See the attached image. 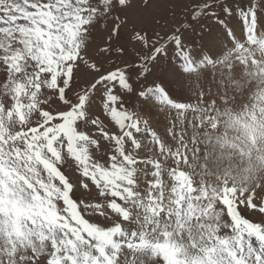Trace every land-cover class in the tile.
Masks as SVG:
<instances>
[{"label":"snow or ice","instance_id":"obj_1","mask_svg":"<svg viewBox=\"0 0 264 264\" xmlns=\"http://www.w3.org/2000/svg\"><path fill=\"white\" fill-rule=\"evenodd\" d=\"M153 7L0 0V264H264V0H196L188 23L155 39ZM201 17L220 34L190 50ZM129 45L131 62L104 66ZM169 46L179 64L135 89ZM202 75L214 92H171ZM133 92L174 113L164 134L125 106Z\"/></svg>","mask_w":264,"mask_h":264},{"label":"rangeland","instance_id":"obj_2","mask_svg":"<svg viewBox=\"0 0 264 264\" xmlns=\"http://www.w3.org/2000/svg\"><path fill=\"white\" fill-rule=\"evenodd\" d=\"M137 2V0H134ZM196 0H153L154 7L149 9L145 14L148 23L145 25L148 29V34L150 37L155 39L153 36V30L159 32L163 37L165 34H171V30L175 27L179 26V23L183 21L184 23H188V19L184 12V6L188 5L189 8L195 5ZM227 4L231 6L234 10H238L241 7L247 8L249 0H226ZM219 9L217 12L219 13ZM260 16H264V8L258 9V18ZM152 17H158L160 19L159 24H155L152 22ZM228 20L229 24H235V21L231 18L225 17ZM239 20V16H236V21ZM103 31V29H101ZM207 33H215L219 35V28L217 27L216 17H201L198 23H194L192 28H189L184 33V41L186 48L190 50H198L201 45L200 37ZM240 34L239 26H237V35ZM97 41L100 39L99 33H94ZM225 43H227L225 41ZM136 47L128 46L129 55L120 58L118 56L113 55L112 57L103 61L104 66L108 67L113 61L116 64H121V60L131 62L134 57L137 55ZM161 63L156 65V67H151V72L148 74V80L145 81L143 79H138L135 74L132 76V83L135 89H140L141 87L148 85L149 82L155 79L157 76L163 75V69H166L169 65H178L179 61L174 54L172 47L169 46V51L167 56H162L160 58ZM159 70V71H158ZM211 69H209V73ZM197 84H201L204 90L209 88L212 91H215V85L211 82V75L208 76L207 80L204 79V76H201L200 81H195V79H185L183 86L173 83L170 85V89L172 93L182 94L180 98L184 102H195L196 96L192 89L196 87ZM190 98V99H189ZM124 103L127 108L131 111L137 112L140 116L149 120L150 126L158 131L161 134L166 132V129L170 126V121L174 116V113H169L168 111H162L158 106L153 107L151 105L145 104L143 98L136 95L135 92L130 94H124ZM95 104L98 106L100 104V99L97 98ZM101 114L102 113H98ZM103 118V116H102ZM103 151V150H102ZM61 170L70 177V179L75 182L78 178V173L74 171V164L66 163ZM255 179V175L253 176ZM96 196L95 190L93 189L91 195L83 189L75 188L74 189V199H83L89 202H92ZM103 221V218H100Z\"/></svg>","mask_w":264,"mask_h":264},{"label":"bare ground","instance_id":"obj_3","mask_svg":"<svg viewBox=\"0 0 264 264\" xmlns=\"http://www.w3.org/2000/svg\"><path fill=\"white\" fill-rule=\"evenodd\" d=\"M249 3V2H248Z\"/></svg>","mask_w":264,"mask_h":264}]
</instances>
